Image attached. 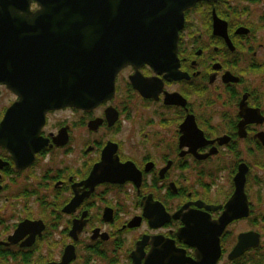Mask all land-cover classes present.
<instances>
[{
	"label": "flooded vegetation",
	"instance_id": "obj_1",
	"mask_svg": "<svg viewBox=\"0 0 264 264\" xmlns=\"http://www.w3.org/2000/svg\"><path fill=\"white\" fill-rule=\"evenodd\" d=\"M178 58L175 74L125 66L97 106L41 114L17 106L22 79L0 72V264H264V197L250 195L264 121L239 132L242 106L264 119V0L198 1ZM241 164L250 212L220 234L215 262ZM252 232L259 245L230 259Z\"/></svg>",
	"mask_w": 264,
	"mask_h": 264
},
{
	"label": "water",
	"instance_id": "obj_2",
	"mask_svg": "<svg viewBox=\"0 0 264 264\" xmlns=\"http://www.w3.org/2000/svg\"><path fill=\"white\" fill-rule=\"evenodd\" d=\"M198 1L0 0V72H7L6 78L19 86L22 79L18 107H36L40 114L65 105L92 108L113 97L116 76L127 65L149 64L159 73H177L185 10ZM32 3L41 9L32 11ZM242 109L239 132L246 136L247 124L264 119L258 110L246 105ZM259 137L264 145V133ZM219 141L224 144L228 139ZM248 172L249 167L241 164L234 178L235 192L215 222V235L212 230L215 262L221 255L219 236L225 227L249 215ZM188 220L212 229L201 218L188 216ZM258 245L257 233L243 234L230 259Z\"/></svg>",
	"mask_w": 264,
	"mask_h": 264
},
{
	"label": "rangeland",
	"instance_id": "obj_3",
	"mask_svg": "<svg viewBox=\"0 0 264 264\" xmlns=\"http://www.w3.org/2000/svg\"><path fill=\"white\" fill-rule=\"evenodd\" d=\"M259 156H264V153L259 154ZM258 156V157H259ZM255 159L252 156V162H254ZM251 179L252 178H258L257 181L260 182V177L264 178V172H262L261 169H259L258 167H253L252 172H251ZM232 179L230 178V172L229 171H225V172H220L217 182H216V186H215V195L216 192L217 194H219L220 200H222L224 198V196L226 197L228 195V193H230L231 188H232V183H231ZM251 186V192L250 195L252 198L254 199H258L261 196L264 197V188L263 186H261V183H254L251 182L250 184ZM243 226V224L241 225Z\"/></svg>",
	"mask_w": 264,
	"mask_h": 264
},
{
	"label": "trees",
	"instance_id": "obj_4",
	"mask_svg": "<svg viewBox=\"0 0 264 264\" xmlns=\"http://www.w3.org/2000/svg\"><path fill=\"white\" fill-rule=\"evenodd\" d=\"M259 154H260V152H259ZM257 158H258V156H257ZM257 161H258V163H259V159H257ZM260 164V163H259ZM264 170V169H263ZM262 172H264V171H262ZM258 180V178H252V182H255V183H261L262 182V184L264 185V178H262V177H260V182L259 181H257Z\"/></svg>",
	"mask_w": 264,
	"mask_h": 264
}]
</instances>
